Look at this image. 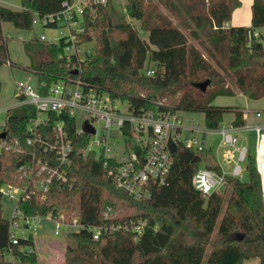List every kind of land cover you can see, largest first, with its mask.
Returning <instances> with one entry per match:
<instances>
[{
    "label": "trees",
    "instance_id": "1",
    "mask_svg": "<svg viewBox=\"0 0 264 264\" xmlns=\"http://www.w3.org/2000/svg\"><path fill=\"white\" fill-rule=\"evenodd\" d=\"M64 1L21 0L18 10L0 4V66L12 65L3 24L33 30L34 12H56ZM241 5L242 0H128V16L140 22L138 28L110 1L98 8L94 19L86 16L82 38L94 42V52L84 61L80 76L126 99L136 112L156 109V103L164 101L162 110L203 112L209 128L222 126L227 111L234 112L236 126H243V109L214 103L218 95L235 94L233 84L250 99L264 97V0H252L250 25L227 26ZM141 32H147L148 39ZM62 46L39 38L24 42L29 69L42 92L61 77L75 76L76 60L61 57ZM150 68L152 75L146 72ZM207 79L211 82L204 92L196 83ZM1 89L0 82V94ZM35 114L32 105L9 107L0 128V134L7 132L5 141L26 138ZM71 124L75 182L53 186L45 197L31 194L20 202L21 210L28 216H63L68 222L77 218L87 226L145 219L143 232L136 239L134 231L120 229L95 239L83 227L66 234L63 263L44 261L33 234L12 243L0 192V264H203L206 256V264H243L251 258L264 264V202L251 153L248 181L230 177L228 196L225 191L205 195L192 181L204 156L180 145L166 182L153 184L151 198L136 200L117 186L103 160L80 152L83 142L77 139L75 120ZM127 135L131 141L132 132ZM27 159L24 152L0 150V189L23 183L17 167ZM108 207L112 217L106 219ZM9 247L14 260L5 252Z\"/></svg>",
    "mask_w": 264,
    "mask_h": 264
},
{
    "label": "built area",
    "instance_id": "2",
    "mask_svg": "<svg viewBox=\"0 0 264 264\" xmlns=\"http://www.w3.org/2000/svg\"><path fill=\"white\" fill-rule=\"evenodd\" d=\"M110 1L116 6L117 0H66L56 12H34V27L39 25L54 31L62 30L63 34L57 40H51L45 33H37L34 28L28 31L29 38L62 42L60 56L76 60L73 66L76 73L75 76L61 77L52 82L45 92L30 81L16 82L18 101L13 107L32 105L36 114L30 119L26 138L5 141V137L0 141V150L6 147L28 156L17 167L23 183H8L0 189L2 197L16 201L14 215L9 219L13 244L30 234L35 238L32 227L36 225V220L42 218L24 214L20 202L31 194L45 197L53 186L61 188L75 182L71 173L76 147V140L70 131L72 120H75L77 139L83 142L80 152L84 156L95 155L103 160L117 186L136 200L151 198L153 184L166 182L173 164L170 138L178 147L184 145L204 156V162L192 179L197 190L205 195L225 191L230 177L241 176L242 164L247 162L250 153L246 145H237L236 133L241 129L255 131V166L261 178L264 202V124L248 122L250 111L243 110L246 119L243 126H236L231 121L224 122L218 128H209L195 118H186L184 110H162L159 105L166 106L164 101L157 102L156 109L136 112L126 99L114 97L108 90L82 79V65L87 56L94 52V47L87 46L93 41L82 38L86 29V16L94 19L98 8L108 5ZM117 8L128 15V0L121 8ZM226 25L229 26L228 23ZM258 35L259 32H255V36ZM146 72L152 75L155 71L150 68ZM261 116L262 111L257 110L256 117ZM87 122L94 128V132L86 131ZM127 132H132L131 141L127 139ZM211 135L220 137L215 145L209 141ZM224 163L233 166L227 169ZM47 217L55 221L56 235H60L63 228L68 233L88 227L95 239L120 229L134 231L137 239L147 223L145 219H129L87 226L77 218L68 222L63 216ZM105 217H112L111 207L107 208ZM5 252L14 260L12 247Z\"/></svg>",
    "mask_w": 264,
    "mask_h": 264
},
{
    "label": "rangeland",
    "instance_id": "3",
    "mask_svg": "<svg viewBox=\"0 0 264 264\" xmlns=\"http://www.w3.org/2000/svg\"><path fill=\"white\" fill-rule=\"evenodd\" d=\"M242 2H243L242 9L240 12L242 13L245 12L244 17L239 20H235V19L234 20L236 21V23L246 25L251 22V13L250 12L246 13L245 11L246 10L245 3L247 2V0H242ZM125 4H126V0L116 1V6L119 8H121ZM3 5L18 10L21 8V0H4ZM126 16H127L126 17L127 20L132 24H134V26L138 28L140 27V22L138 20L129 17L127 14ZM172 18L174 19L175 22H177V20L174 17ZM3 28L5 34L8 35L10 38L8 45H9V58L12 62V65L10 64V62H6L0 66V82L2 85L1 94H0V128H3L6 122L7 109L9 107H13L18 101V97L16 93V82L19 80H27L32 82L33 84H37V76L33 71L29 69L31 60L30 57L27 55L24 47L25 40L29 39L28 30L16 28L9 22H5L3 24ZM35 31L37 33H45L51 40L52 39L57 40L63 34L62 30L54 31L51 28H43L39 25H36ZM141 36L143 39H148L147 32H141ZM190 39L192 42H195L192 38ZM87 46L89 48H93L94 42H89ZM202 51L205 54V56L209 60H211V58L208 56L204 48H202ZM233 88L236 91L235 94L218 95L215 97L214 103L219 105L239 106L243 110H246L248 112L250 111L249 112L250 117L255 116L257 110H261L264 118V97L259 99H250L245 94L239 92L238 88L234 84H233ZM183 115L186 118H195L199 120L202 125L206 126L205 115L201 111L187 110L183 112ZM234 118H235L234 112L227 111L224 113L223 121L231 122L234 120ZM236 135L238 138L237 145L238 146L246 145L249 149V152L253 156H255V149H256L255 131H248L245 129H241L236 133ZM219 139H220L219 135L209 136V141L213 143V145H215L219 141ZM242 165H243V171L239 178L242 181H248L249 170L247 169V162H243ZM224 166L227 169H231L233 164L224 163ZM230 190L231 187L227 186L225 190L227 196L229 195ZM2 203H3V215L7 219H10L14 215L16 201L10 200L6 197H2ZM123 212H124L123 210H120L119 214L121 215L123 214ZM55 230H56L55 221L48 217L39 218L38 220H36V225H33L32 227V231L35 235V238L37 239V242L40 244V247L38 246V248H36L39 258L40 259L42 258L44 261H48V262L63 263L65 260L63 249L66 246L67 230L63 228L61 230L60 235H56ZM206 257L204 259L203 264L206 263ZM245 264H259V258L247 259L245 260Z\"/></svg>",
    "mask_w": 264,
    "mask_h": 264
},
{
    "label": "crops",
    "instance_id": "4",
    "mask_svg": "<svg viewBox=\"0 0 264 264\" xmlns=\"http://www.w3.org/2000/svg\"><path fill=\"white\" fill-rule=\"evenodd\" d=\"M3 3H4V0H0V4H3ZM242 3H243V2H242ZM245 6H246V8H245V9H246V10H245L246 13H247V12H250V13H251L252 0H247V2L245 3ZM241 9H242V5L234 11V14H233V16H232V19L228 22L229 25H244V24L236 23V21H235V20H239V19H241V18L244 17L245 12H244V13L240 12ZM235 12H236L237 14H236ZM234 19H235V20H234ZM232 21H233L234 23H233ZM231 22H232V23H231ZM250 24H251V22H250L249 24H246V25H250ZM250 120H252V121H250ZM247 121H248V122H259V123L264 124L263 114H262V116H261L260 118L256 117V115L250 117V114H249ZM35 242H36V248H38V246L40 247V244L37 242V239H36V238H35ZM63 250H64V249H63ZM63 253H64V251H63ZM64 258H65V256H64ZM41 260H43V259L41 258ZM206 261H207V257H206ZM259 263H260V259H259ZM205 264H206V263H205ZM243 264H245V261H244Z\"/></svg>",
    "mask_w": 264,
    "mask_h": 264
},
{
    "label": "water",
    "instance_id": "5",
    "mask_svg": "<svg viewBox=\"0 0 264 264\" xmlns=\"http://www.w3.org/2000/svg\"><path fill=\"white\" fill-rule=\"evenodd\" d=\"M76 72V71H75ZM210 79H207L205 81H202V82H199V83H196V86L198 88H200L202 91H206L207 90V87L208 85L210 84ZM85 129L86 131H89V132H94V128H92L88 122L86 123V126H85ZM7 135V132L6 131H3L1 134H0V137L1 138H5ZM169 147H170V150L173 154H175L177 151H178V145L174 142V140L172 138L169 139Z\"/></svg>",
    "mask_w": 264,
    "mask_h": 264
}]
</instances>
